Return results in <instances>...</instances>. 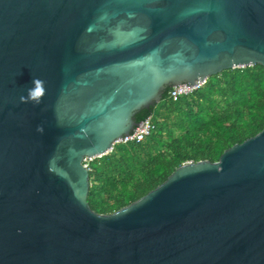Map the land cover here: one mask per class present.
Returning a JSON list of instances; mask_svg holds the SVG:
<instances>
[{"label":"water","instance_id":"95a60500","mask_svg":"<svg viewBox=\"0 0 264 264\" xmlns=\"http://www.w3.org/2000/svg\"><path fill=\"white\" fill-rule=\"evenodd\" d=\"M257 64L264 0H0V264H264V128L111 214L84 165L166 88Z\"/></svg>","mask_w":264,"mask_h":264},{"label":"trees","instance_id":"16d2710c","mask_svg":"<svg viewBox=\"0 0 264 264\" xmlns=\"http://www.w3.org/2000/svg\"><path fill=\"white\" fill-rule=\"evenodd\" d=\"M135 115L151 118V134L140 142L115 143L87 160V202L97 214H111L156 188L186 162H216L222 152L264 128V67L228 69L206 79L192 93L170 98Z\"/></svg>","mask_w":264,"mask_h":264},{"label":"built area","instance_id":"2783aa9c","mask_svg":"<svg viewBox=\"0 0 264 264\" xmlns=\"http://www.w3.org/2000/svg\"><path fill=\"white\" fill-rule=\"evenodd\" d=\"M206 81H203L200 84H196L195 86L187 87L186 85H180L177 87H173L170 91V98L173 101H176L179 97L188 95L193 91L197 90L201 86L204 85ZM154 126L152 124L151 118L147 117L146 119L142 120L139 125L134 129L131 135L124 136L121 138L117 143H126V142H140L147 136H149L153 130ZM84 165L88 168L87 160L84 161Z\"/></svg>","mask_w":264,"mask_h":264},{"label":"clouds","instance_id":"9594fccd","mask_svg":"<svg viewBox=\"0 0 264 264\" xmlns=\"http://www.w3.org/2000/svg\"><path fill=\"white\" fill-rule=\"evenodd\" d=\"M46 93L45 82L39 78H33L32 87L27 89V95L21 96V103H33L34 105H39L42 98ZM36 131L38 133H43L44 128L42 125H38Z\"/></svg>","mask_w":264,"mask_h":264}]
</instances>
